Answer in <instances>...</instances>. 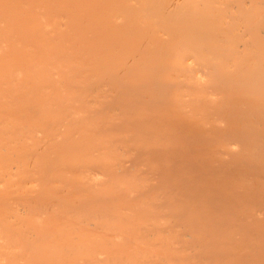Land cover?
I'll use <instances>...</instances> for the list:
<instances>
[{"label":"bare ground","instance_id":"6f19581e","mask_svg":"<svg viewBox=\"0 0 264 264\" xmlns=\"http://www.w3.org/2000/svg\"><path fill=\"white\" fill-rule=\"evenodd\" d=\"M0 264H264V0H0Z\"/></svg>","mask_w":264,"mask_h":264}]
</instances>
